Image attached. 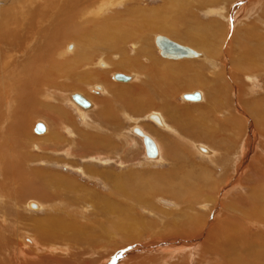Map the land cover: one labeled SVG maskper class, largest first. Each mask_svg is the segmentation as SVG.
Listing matches in <instances>:
<instances>
[{"label":"rangeland","instance_id":"rangeland-1","mask_svg":"<svg viewBox=\"0 0 264 264\" xmlns=\"http://www.w3.org/2000/svg\"><path fill=\"white\" fill-rule=\"evenodd\" d=\"M1 1L5 3L0 5V11L14 10L10 16L4 17L12 27L15 19H17L15 22L21 21L19 13L27 9L34 0H11V2L0 0V3ZM209 2L210 0H123L116 6L106 9L98 18L99 21L108 22L107 24L114 21L116 27L112 42L103 43V49L100 50L96 49V39L90 44L84 36H81L84 35L85 24L81 25L82 30L64 33V36L59 37V41L54 34L51 36L53 39L56 38V44L51 41L55 53H52L50 65L55 61L54 65L60 66L78 58V55L80 60L67 71L66 76L65 73L58 76L60 80L57 81L64 82V88L52 87L48 94L44 90H39L36 94V101L42 105L38 107L51 111L52 114L55 113L59 120H49L40 115H35L36 117L27 115L22 128L23 141L20 139L21 147H18L23 151L17 150L11 153L10 150L4 154L6 161L11 166L16 165L17 169L16 167L14 169L19 176L26 177V180L22 179L20 187L18 186L20 195L0 193V197L2 196V199L4 197L5 200L4 202L1 199L0 208L3 206L1 209L6 215L0 214L1 232L9 231L18 235L16 241L21 245L24 237H26L25 243H28L27 239L31 240V237L40 239L44 232L46 236L53 232L49 236L53 239L50 245L67 250L66 245L72 244L74 247L75 244L73 245L69 240H55L56 232L59 233L63 227L61 224L50 223V227L46 229L43 227L40 231H37L36 225L40 220L57 217L66 220L70 215L73 216L74 222L77 220L76 224L86 226L89 233L94 236L80 246L75 245L76 249L72 250L82 255L78 254L77 258L73 256L70 264H125V262L126 264H264V130L259 127L258 122L260 119L258 111L264 100V65L259 63V66L252 70H245L235 65L238 60L236 53L241 51L242 40L239 37L247 32L246 29L253 25L256 28L254 27L252 32L264 38L262 17L264 0H213L214 3L210 2L211 4ZM35 5V8L44 6V1L38 0ZM25 26L24 24L23 27ZM166 26L168 30L173 28V31L162 30ZM188 34L198 36L200 42L190 44L185 39ZM157 35L166 36L181 45L189 46L200 52L203 57L180 61L164 59L159 55L155 45ZM50 39V37L46 38V40ZM75 43L77 47L72 52H67V46ZM27 46L31 47V44H24L20 49L15 50L16 54L23 57L21 55L29 50ZM62 51L65 53L62 54ZM140 51L143 52L142 57L137 55ZM87 53L90 54L87 56ZM208 57H212L214 60L212 63L218 65L216 69H213V66L210 68L212 73H215L211 76L208 67L203 69L206 74L205 82L210 81L207 88L181 85L186 78L192 76L193 65L197 64L196 69L200 70L198 64H204ZM124 59L133 61V67L118 70L116 64ZM257 59L262 60L261 56ZM80 61L82 64L78 66ZM100 61H105L109 66L100 68L98 66ZM95 73H105L107 78L105 80L86 78L87 75ZM115 73L133 75L135 79L130 83H120L113 79ZM72 75L77 82H82V89L78 90L68 81ZM249 76L255 81H247L245 77ZM213 80L215 84L217 82V88L211 87ZM142 81H146L148 87L146 89L153 88L150 94L158 95L154 100L158 106L147 105L143 108L135 106L138 101H145L150 97L149 94L137 93L134 90L139 85H143ZM171 84L176 86H169ZM96 85L102 86L104 90L96 91L94 89ZM209 86L211 88L208 89ZM115 91H119L118 95ZM193 91L202 93L201 102L190 103L182 100V94ZM76 92L92 102L93 107L89 111L82 110L70 100V94ZM123 99L126 102L131 101L134 106H124ZM104 100L110 105L102 106ZM17 107L11 106L9 109L14 111ZM0 109L9 117L10 114L4 106H0ZM103 112L111 113L105 118L107 121L98 116ZM2 113L0 110V117ZM151 113L159 114L163 118L165 124L163 128L149 120L148 116ZM39 122L44 123L48 129L43 135H37L34 131ZM135 126L142 127L157 141L162 153L159 162L145 160L142 141L132 133ZM252 127L257 137L253 139L252 147H249V156L242 157L239 153L235 157L237 151L241 152L242 144L249 142ZM66 129L70 132H66ZM6 138L7 133L5 140ZM82 145L89 146V150ZM199 145L206 146L213 151V154L210 156L203 154L197 148ZM35 146H39L38 149ZM230 178L234 181L231 186L227 185L229 180L226 181ZM2 179L3 177L0 176L1 182ZM70 182L78 185V188L84 187L88 192L107 199H88L84 195L83 198L75 199V196L65 188L57 189V186L62 187ZM41 188H47L48 193L52 191L51 194H56L54 197L56 200L52 199V203L47 204L43 196L40 197L36 191ZM27 189L31 190V193H28ZM168 189L170 191L173 189L176 193H167ZM9 197L12 199H7ZM17 200L21 203L19 204ZM164 200L176 205L165 206L161 203ZM190 201L193 205L187 209L184 206ZM29 202L37 203L40 209L33 210ZM11 205L13 209L11 208L10 212ZM101 208L106 212L101 213ZM53 209L58 211L49 214ZM184 209L187 210L181 212ZM183 214H188L191 218H200L203 226L199 234L188 238L168 234L172 227L170 225L172 223L168 222L180 219ZM228 215L234 218L235 224L232 227L229 225L232 221L229 224H226V221L224 223ZM112 219L118 221L119 227L115 232L110 231L114 229V223L110 224ZM178 222H182L181 219ZM222 223L232 228L228 229V236L232 239L231 245L226 235L220 233L221 237H217V234L215 236V233H211L216 225ZM140 224L143 225V229L140 228ZM134 226L137 231L131 232ZM52 228L54 231H50ZM153 232L162 235L157 238L153 236ZM210 233L211 239L208 238ZM227 241L228 245L224 248L223 243ZM210 245H212L211 249L208 248ZM47 252L45 255L48 257L65 255L64 252L58 254ZM15 253L17 256V252ZM7 257L10 258V255L1 257V260L12 264ZM16 258L19 262H21L19 259L22 261L26 259L23 254H19ZM61 261L67 262L65 257Z\"/></svg>","mask_w":264,"mask_h":264},{"label":"bare ground","instance_id":"bare-ground-1","mask_svg":"<svg viewBox=\"0 0 264 264\" xmlns=\"http://www.w3.org/2000/svg\"><path fill=\"white\" fill-rule=\"evenodd\" d=\"M7 1V0H6ZM18 1V0H17ZM38 0H34L33 3H31V5L28 6L27 9H25L23 12L19 13V16L21 18L20 22H15L17 19H15L12 22V27H10L8 25V21L5 19L6 17L10 16L11 13L14 12V10L11 12V10L8 11H0V106H4L5 110H8V114L9 117L6 116V114L4 113V111L2 109L1 112L2 116L0 117V176L3 177L2 182L0 181V193H2V195L4 194H12V195H18L20 193V190L18 189V186L20 184V182H22V179L26 180V177L24 176H19L18 173L16 172L17 167L15 165L11 166L7 161H6V156H4L6 151H10L11 153L16 152L17 150H22V149H18V147L20 146L19 141L21 139V135L22 134V128L25 125V118L31 115H40V117H46L49 120H53L55 121L56 119L59 120V117L50 111H47L46 109L42 108V107H38V106H42L41 104H39L36 101V94H38V91L40 90H44L46 94H48L50 92V89L53 87H63L64 82H58L57 80H60V78L58 79V76H61L67 71H69L70 69L73 68L75 63H79V55L78 58L72 60V61H67L63 64L59 65H54V62L52 61L53 65L51 64V56L52 53L55 51V48H52V42H54V45L56 44V38L59 41V37H62V35L64 36V33H72V31H77V30H82V26L85 24V30H84V36L85 39L90 42V44H93V40L96 39V49L100 50L103 49V43H111L112 40L114 39V33L116 31V27L114 26L115 24L114 21L113 22H109L110 24H107L108 22L105 23V21H99L98 18L100 16H102V13L108 9L111 8L112 6H116L117 4L123 2V0H43L44 1V6L35 8V4L37 3ZM205 1V0H204ZM2 2V1H1ZM8 2H11V0H9ZM32 2V1H31ZM210 2L214 3L213 0H210ZM209 2V3H210ZM228 2V1H227ZM5 3V1H4ZM3 2L0 3V5L4 4ZM25 3V2H24ZM211 4V3H210ZM25 5V4H24ZM228 5V4H227ZM24 7V6H23ZM81 8V9H80ZM264 8V7H263ZM16 9V7H15ZM7 10V9H5ZM17 10V9H16ZM20 12V11H19ZM15 14V13H14ZM18 14V13H17ZM15 14V15H17ZM13 15V14H12ZM143 15V14H142ZM18 16V17H19ZM5 17V18H4ZM262 17L264 19V12L262 14ZM17 18V17H16ZM4 19V20H3ZM9 19V18H8ZM11 20V19H9ZM13 20V19H12ZM97 20V21H96ZM114 20V19H112ZM110 21V20H109ZM25 24V28L27 29L25 30V28L23 27V25ZM113 24V25H112ZM118 24V22H117ZM161 24V23H159ZM28 25V26H27ZM82 25V26H81ZM105 25V26H104ZM133 25V24H132ZM163 25V24H161ZM142 26V25H140ZM253 26V25H252ZM249 29H246L247 32H244V34H242L239 38H241L242 42L240 44L241 46V51L238 54V60H236V66H240L241 68H244L245 70H252L254 67H258L259 63L264 65V38L261 37V35L257 34V33H253V28L255 26H253ZM127 27V26H126ZM165 27V26H164ZM168 26H166V28H163L162 30L164 31H173V28H170V30L167 29ZM190 27V26H189ZM202 27V26H201ZM250 27V26H249ZM84 28V27H83ZM130 28V27H129ZM159 28V27H158ZM203 28V27H202ZM256 28V27H255ZM142 29V27H141ZM172 29V30H171ZM113 32H111V31ZM121 30V29H120ZM125 30V29H124ZM157 30V29H156ZM187 30V29H186ZM192 30V29H191ZM198 30V29H197ZM245 30V31H246ZM75 31V32H76ZM129 32V30H126ZM195 31V30H194ZM207 31V30H204ZM255 31V30H254ZM73 32V33H75ZM79 32V31H78ZM136 32V31H135ZM142 32V30L140 31V33ZM198 32V31H197ZM202 32V31H201ZM111 33V34H110ZM118 33V32H116ZM177 33V32H176ZM30 34V35H29ZM53 34L55 35L56 38L53 39ZM184 34V33H183ZM241 34V33H240ZM71 35V34H70ZM76 35V33L74 34ZM114 35V36H113ZM173 35V34H172ZM187 35V34H186ZM202 35V34H201ZM136 36V35H135ZM141 36V35H140ZM47 37H50V40H46ZM83 37V38H84ZM198 37V36H197ZM195 35H191L188 34V37L185 39L187 41L191 43H199L200 40L197 38ZM75 38V37H74ZM76 38H78L76 36ZM75 38V39H76ZM82 38V37H80ZM126 38V37H125ZM129 38V37H128ZM203 38V37H202ZM74 39V40H75ZM132 39V38H131ZM142 39V38H141ZM140 39V40H141ZM179 39V38H178ZM205 39V38H204ZM53 40V41H52ZM80 39H78L79 42ZM115 40H118L115 38ZM120 40V39H119ZM126 40V39H125ZM133 40V39H132ZM52 41V42H51ZM57 41V42H58ZM63 41V40H62ZM82 41V40H81ZM84 41V40H83ZM121 41V40H120ZM139 41V40H138ZM204 41V40H203ZM211 41V40H210ZM236 41V40H235ZM234 41V42H235ZM31 42V43H30ZM75 42V41H73ZM86 42V41H85ZM87 42V43H88ZM93 42V43H92ZM117 42V41H116ZM188 42V44H189ZM205 42V41H204ZM208 42V41H207ZM31 44V47H29V50L27 51V53H24L23 57H20V54H16L15 50L20 49L21 46H23L24 44ZM61 43V42H60ZM83 43V42H82ZM114 43V42H113ZM120 43V42H119ZM77 43L73 44V49H75L77 47L76 45ZM84 44V43H83ZM89 44V43H88ZM107 44V43H106ZM206 44V43H205ZM236 44V43H235ZM70 45V44H69ZM68 45V46H69ZM79 45H81L79 43ZM196 45V44H195ZM234 45V44H233ZM232 45V46H233ZM238 45V44H236ZM67 46V47H68ZM108 46V45H107ZM54 47V46H53ZM56 47V46H55ZM81 47V46H80ZM84 47V46H82ZM118 47V46H117ZM208 47V46H207ZM57 48V47H56ZM206 48V47H205ZM28 49V48H27ZM72 49V50H73ZM79 49V47L77 48ZM81 49V48H80ZM83 49V48H82ZM119 49V48H118ZM67 52H72L69 51L68 49H66ZM85 50V48H84ZM138 50V49H137ZM140 50V49H139ZM193 50V49H192ZM236 50V49H235ZM19 51V50H18ZM80 51V50H78ZM87 51V50H86ZM113 51V50H112ZM122 51V49H121ZM196 51V50H194ZM205 51V50H204ZM233 51V50H232ZM231 51V52H232ZM239 51V50H237ZM84 52V51H82ZM198 52V51H196ZM229 52V51H228ZM55 53V52H54ZM53 53V54H54ZM60 53V52H59ZM65 53L62 51V54ZM77 53V52H76ZM86 53V52H84ZM143 53V52H142ZM140 52H137V55L139 57H142L143 54ZM200 53V52H198ZM230 53V52H229ZM67 54V53H66ZM90 53H87V56ZM231 54V53H230ZM65 55V54H64ZM74 55V54H73ZM127 55V54H126ZM145 55V54H144ZM214 55V54H213ZM212 55V56H213ZM62 56V55H60ZM75 56V55H74ZM73 56V57H74ZM128 56V55H127ZM227 56V55H226ZM261 56L262 60L257 59V57ZM57 57V56H56ZM81 57V56H80ZM201 57L202 54H201ZM201 57H197V58H193V59H198ZM214 57V56H213ZM225 57V56H224ZM223 57V58H224ZM232 57V55H231ZM230 57V58H231ZM235 58V57H234ZM60 59V58H59ZM73 59V58H72ZM78 59V60H77ZM82 59V58H81ZM87 59V58H86ZM84 59L83 61L85 62ZM204 59V58H203ZM69 60V59H68ZM213 58L208 57L204 64L203 63H199L198 66L201 68L200 70L196 69L198 67H196V65H193L194 69L192 68V76L186 78L181 85L184 86H202V87H206L208 86V83L210 82H205L204 77H205V73L203 72V69L205 67H208L210 70V76L212 74V70L210 69L213 66V69H216V66L218 64L216 63H212ZM58 61V60H57ZM63 61V60H62ZM82 61V60H81ZM80 61V64L78 66H80L82 63ZM214 61V60H213ZM103 63L106 65V67L109 66V64H107L105 61H103ZM57 64V63H56ZM60 64V63H59ZM116 64V63H115ZM133 61H127L124 59V61L119 62L118 64H116V68L119 69H129L131 67H133ZM210 64V66H209ZM77 65V64H76ZM135 66V65H134ZM262 66V65H261ZM105 67V68H106ZM191 67V66H190ZM264 67V66H263ZM138 70V68H137ZM174 70V69H173ZM188 70V69H187ZM63 73V74H62ZM144 73V72H143ZM147 73V72H146ZM70 74V73H69ZM208 74V73H207ZM71 75V74H70ZM107 75L105 73H95V74H89L87 75V79L89 80H93V79H103L105 80L107 77ZM149 76V75H148ZM147 77V76H146ZM156 77V76H155ZM161 77V76H160ZM66 78V77H65ZM159 78V77H158ZM151 79V78H150ZM219 79V78H218ZM245 79L247 81L253 82L255 80H253L254 78L249 76V77H245ZM63 80V79H62ZM147 80V79H146ZM253 80V81H252ZM67 81V80H66ZM70 83L72 84L73 87H76L79 89H82L83 85L80 82H77L75 80V76H71V78H69ZM100 81V80H99ZM107 81V80H106ZM151 81V80H150ZM215 80L211 81L212 83V88H217L216 84L214 82ZM143 82V81H142ZM106 83V82H105ZM108 83V82H107ZM106 83V84H107ZM87 84V83H86ZM143 85H139V87H137L136 89H134L137 93H146L149 94V99L145 100V101H141V102H137L135 104V106L139 107L141 106V108L150 105V106H158L157 103L154 101L156 96L158 98V95H154V94H150L151 91H153V88H149L150 90L146 89L147 87V83L146 81L142 83ZM153 84H151L152 86ZM169 86H176L175 84H171ZM113 87V86H112ZM150 87V85H149ZM210 86L208 87L211 88ZM64 88V87H63ZM75 88V89H76ZM115 88V87H113ZM163 88V87H162ZM220 88V87H219ZM218 88V89H219ZM72 89V88H71ZM104 90V89H103ZM118 90V89H116ZM165 90V89H164ZM56 91V90H55ZM127 91V90H126ZM53 91H51L52 93ZM116 93L119 91H115ZM43 93V95L45 94ZM114 93V95L116 94ZM131 90H130V94H131ZM111 94V92H110ZM113 94V93H112ZM123 94H125L123 92ZM158 94V93H157ZM40 95V94H39ZM118 95V93H117ZM113 96V95H112ZM120 96V94H119ZM203 96V95H202ZM53 97V96H52ZM114 97V96H113ZM117 98V97H116ZM156 98V99H157ZM89 99V98H88ZM125 99V98H124ZM123 99V100H124ZM129 99V98H128ZM40 100V99H39ZM126 100V99H125ZM124 100V106H134V104L131 101H125ZM132 100V99H131ZM159 100V99H158ZM203 100V98H202ZM262 100V99H261ZM103 101V100H102ZM103 103V102H102ZM168 103V102H167ZM197 103V102H196ZM106 104H108V106L110 105L109 102H105L102 104V106H106ZM256 104V103H255ZM100 105V104H99ZM11 106H18L16 109H14V111L12 109H9V107ZM261 109L258 111L259 112V117L260 119H258L259 122V127L263 128L264 130V100L261 102L260 104ZM165 107V106H164ZM32 108V109H31ZM140 108V107H139ZM55 109V108H54ZM240 109V108H239ZM12 110V111H11ZM49 110V109H48ZM170 110V109H169ZM171 111V110H170ZM54 112V111H53ZM27 113V114H26ZM257 113V112H256ZM111 114L109 113H105L103 112V114H99L98 116L103 120H105L106 117H108L107 115ZM174 114V113H173ZM159 115V114H158ZM37 116V117H38ZM103 118H102V117ZM160 116V115H159ZM36 117V116H35ZM161 117V116H160ZM175 117V116H174ZM29 119V118H28ZM162 121L163 118L161 117ZM260 120V121H259ZM52 121V122H53ZM107 121V120H105ZM51 122V121H50ZM58 122V121H57ZM60 122V121H59ZM164 122V121H163ZM234 122V121H233ZM54 123V122H53ZM107 123V122H106ZM109 123V121H108ZM115 124V123H114ZM108 126V125H107ZM258 127V128H259ZM106 128V127H105ZM163 128V127H161ZM259 128V129H260ZM236 129V128H235ZM7 133V138L5 140V134ZM203 132V131H202ZM205 133V132H204ZM55 134V133H54ZM250 134V133H249ZM258 134V133H257ZM262 134V133H261ZM51 135V134H50ZM49 135V136H50ZM259 135V134H258ZM54 135H52L53 137ZM257 135H255V131L253 130V127L251 129V136H250V140L247 143L242 144L240 151L235 154V157L237 156V154L241 153L242 157H248L249 156V152H250V148L252 147V142L253 139H256ZM29 138V137H28ZM231 138V137H230ZM46 139V137H45ZM53 139V138H52ZM51 139V140H52ZM22 140V139H21ZM85 140V139H84ZM87 140V139H86ZM248 140V139H247ZM5 141V142H4ZM23 141V140H22ZM28 141V140H27ZM82 141V139H81ZM156 141V140H155ZM46 142V141H45ZM21 143V142H20ZM48 143V142H47ZM157 143V141H156ZM60 144V143H59ZM143 144V143H142ZM230 144V143H229ZM22 145V144H21ZM44 145V144H43ZM55 146V145H54ZM84 146L85 149L89 150V146L87 145H82ZM158 149H159V157L157 159H148L146 154H145V149H144V158L146 161H156L159 162L158 160H161L162 156H161V149L159 147V144L157 143ZM21 147V146H20ZM36 149H38L37 146H35ZM80 147V145H79ZM144 147V145H143ZM250 147V148H249ZM52 148V147H51ZM55 148V147H54ZM81 148V147H80ZM199 150V146L197 147ZM50 149V148H49ZM23 151V150H22ZM70 151V150H69ZM72 151V150H71ZM83 151V150H82ZM200 151V150H199ZM210 151V150H209ZM201 152V151H200ZM10 153V152H9ZM8 153V154H9ZM22 153V152H21ZM26 152H24L25 154ZM213 152L210 151V153L206 154L207 156L212 155ZM231 154V153H230ZM72 155V154H71ZM13 156V155H11ZM21 156V155H20ZM23 156V155H22ZM8 157V156H7ZM14 157V156H13ZM234 157V156H233ZM240 157V156H239ZM25 158V156H24ZM45 158V157H44ZM16 159V158H15ZM229 159V158H228ZM232 159V158H231ZM21 160V159H20ZM101 160V159H100ZM218 160V159H217ZM9 161V160H8ZM11 161V160H10ZM14 162V161H13ZM17 162V161H16ZM19 162V159H18ZM214 162V161H213ZM230 162V161H229ZM20 163H22V161H20ZM50 164V163H49ZM25 166V165H24ZM15 168V169H14ZM223 168V167H222ZM226 168V167H225ZM24 170V169H23ZM22 170V171H23ZM49 170V169H48ZM229 170V169H228ZM227 170V171H228ZM24 172V171H23ZM52 172V171H51ZM253 172V171H252ZM25 173V172H24ZM27 173V172H26ZM38 173V172H37ZM53 173V172H52ZM227 173V172H226ZM256 173V172H255ZM21 174V172H20ZM39 174V173H38ZM54 174V173H53ZM261 174V173H260ZM47 175V174H46ZM28 176V175H27ZM34 176V173H33ZM38 176V175H37ZM45 176V175H44ZM264 176V175H263ZM41 177V175H40ZM47 177V176H46ZM51 176H48V178ZM61 177V176H60ZM31 178V177H29ZM38 178V177H37ZM47 178V179H48ZM58 178V177H57ZM231 179V180H230ZM230 179H226V181L229 180V182H227V185L230 184L233 185L234 181L233 178ZM258 179V177H257ZM262 179V177L260 178ZM33 180V179H32ZM36 179H34L33 181H35ZM45 180V179H44ZM58 180V179H57ZM66 181V179H64ZM245 180V179H244ZM42 181V180H40ZM38 182V181H37ZM46 182V181H45ZM62 182V181H61ZM29 183V182H28ZM31 183V182H30ZM68 183V182H67ZM246 183V182H245ZM249 184V183H248ZM59 185V183H58ZM236 185V184H235ZM43 186V184H42ZM54 186V185H53ZM119 186V183H118ZM20 187V186H19ZM37 187V186H36ZM41 187V186H40ZM39 187V188H40ZM76 184H72L71 182L69 184H65L64 186L62 185V187L57 186V189L60 188H65L67 191L70 192V194L72 193V195L75 196V199H80L83 195L85 198H98L101 200H105L107 198H100L99 195H96L95 193H90L87 191V189H85L84 187H80ZM115 187V186H114ZM30 188V187H29ZM28 188V189H29ZM54 188H56L54 186ZM117 188V187H116ZM27 189V190H28ZM38 189V188H37ZM47 189V188H46ZM45 188H41L40 190H36L38 191V193L40 194V197L43 196L44 200L50 203L51 201H53L52 199H54V201L56 200L54 197L56 196V194H51L46 190ZM50 189V188H49ZM186 189V188H185ZM32 190V188H31ZM31 190H28V193H31ZM54 190V189H53ZM62 190V189H61ZM115 190V189H114ZM117 190V189H116ZM121 190V189H120ZM181 190V189H179ZM25 191V190H24ZM57 191V190H56ZM65 191V190H64ZM151 191V189H150ZM175 190L168 189L166 190L167 193H176L174 192ZM27 192V191H26ZM59 192V191H58ZM57 192V193H58ZM155 192V191H154ZM187 192V191H186ZM4 193V194H3ZM61 193V192H60ZM59 193V194H60ZM67 193V192H64ZM84 193V194H83ZM133 194V193H132ZM185 194V193H184ZM183 194V195H184ZM20 195V194H19ZM25 195V194H23ZM22 195V196H23ZM30 195V194H29ZM33 195V193H32ZM67 195V194H66ZM194 195V194H193ZM197 195V194H196ZM9 196V195H8ZM6 196V197H8ZM36 196V195H34ZM64 196V195H63ZM195 196V195H194ZM66 197V196H64ZM73 197V196H72ZM254 197V196H253ZM25 198V196H24ZM29 198V197H28ZM83 198V197H82ZM192 198V197H191ZM2 199V196L0 197V200ZM4 199V197H3ZM2 199V200H3ZM7 199H12V198H7ZM68 199V198H67ZM195 199V198H194ZM2 200L0 202H2ZM19 200V199H18ZM17 200V201H18ZM20 200H22L20 198ZM24 200V199H23ZM27 200V198H26ZM68 200H71L68 199ZM5 202V200H3ZM14 201V200H13ZM74 201V200H73ZM83 201V200H81ZM96 201V199H95ZM182 201V200H181ZM194 201V200H193ZM242 201V200H241ZM8 202V201H7ZM11 203V201H9ZM8 202V203H9ZM72 202V201H71ZM146 202V201H144ZM192 201H190V203H187L184 207H186L187 209H189L193 204L191 203ZM243 202V201H242ZM245 202V201H244ZM248 202V199H247ZM245 202V203H247ZM14 203V202H13ZM18 203L20 204L21 201H18ZM52 203V202H51ZM56 203V202H55ZM75 203V202H74ZM175 203V202H174ZM31 202H29V206H30ZM62 204V202H61ZM136 204V203H135ZM51 206V204H49ZM176 205V204H174ZM173 205V206H174ZM247 205V204H246ZM249 205V204H248ZM247 205V206H248ZM64 206V205H63ZM75 206V205H74ZM144 206V205H143ZM215 206V205H214ZM257 206V205H256ZM3 207V206H2ZM1 207V208H2ZM5 207V206H4ZM10 207V206H9ZM55 207V204L54 206ZM145 207V206H144ZM0 208V209H1ZM6 208V207H5ZM11 207L9 208V211L11 212ZM19 208V207H17ZM50 208V207H49ZM57 208V207H56ZM59 208V207H58ZM249 208V207H248ZM253 208V207H252ZM11 209V210H10ZM40 209V208H38ZM182 210L181 212H184L185 210ZM100 210V209H99ZM58 209H53L50 211L49 214L53 213V212H57ZM253 211V210H252ZM263 211V209H262ZM3 209L0 210V214L5 215V213H3ZM16 212V211H15ZM18 212V211H17ZM62 212V211H61ZM101 213H105L106 210L102 209L100 210ZM113 213V211H112ZM255 213V212H254ZM253 213V214H254ZM262 213V212H261ZM260 214V213H259ZM9 215V214H8ZM15 215V214H14ZM72 215H74L72 213ZM128 216H130L129 214H126ZM185 215V214H183ZM180 218L182 222H178L180 221V219H176V221H171L168 223H172L170 225H172V227H170L171 232L168 233L169 235L173 234L176 237H181V238H188L191 235H197L201 232L202 229V224L200 223V218H191L190 216H188V214H186L185 216H183ZM6 216V215H5ZM16 216V215H15ZM19 216V215H18ZM229 216V215H228ZM262 216V215H261ZM3 217V216H2ZM30 217V216H29ZM259 217V216H258ZM24 218V217H23ZM45 218V217H44ZM73 216L67 217L66 220L62 219L61 217H57V218H53V219H48V220H43V221H39L37 222L36 225V229L37 231H40L41 228H48L50 227V223H58L61 224V226H63L60 230V232H56L57 233V237H55V240H63V241H71L73 243V245H82L81 243H83L84 241L89 240V238H94V236L92 234L89 233V230L86 226H79L77 223V220L74 222V219H72ZM264 218V217H263ZM21 219V218H20ZM29 219V218H28ZM225 219V218H224ZM234 218L232 216L227 217L226 220H224V223L226 221V224H229L231 221V223L229 224L231 227L235 224L234 223ZM7 220V219H6ZM23 220V219H22ZM199 220V221H198ZM260 220V219H258ZM117 220L112 219L111 223H114V229H111L110 231H117V228L119 227L117 225ZM16 223V222H15ZM19 223V221H18ZM24 223V222H23ZM35 223V222H34ZM199 223L201 225H199ZM222 224H218L216 225L215 229L211 230V233H215L214 235L216 236V234L218 235L217 237H221L219 234L222 233V235H226V238H228V241L230 242L231 245V238H229L228 236V229H232L230 228V226L228 225H223ZM12 224V223H10ZM14 224V223H13ZM135 224V223H134ZM20 225V224H19ZM149 225V224H148ZM5 226V225H4ZM7 226V225H6ZM110 226V225H109ZM146 225L144 224V227ZM21 227V226H20ZM24 227V226H23ZM121 228V227H120ZM140 228L143 229V225L140 224ZM81 229V230H79ZM122 229V228H121ZM131 232L133 231H137L136 227H132L131 228ZM17 230V229H15ZM50 231H54V229H50ZM44 232V231H42ZM106 232V230H105ZM15 233V232H14ZM17 233V232H16ZM45 233V232H44ZM40 236L39 238H34L31 237L32 239L30 240L27 239L28 243H25V239L26 237L23 238V243L22 245L20 243H18V235L13 234V232H1L0 231V264H7L6 262H4V260H1V257L5 258L6 255H10V258L7 257L8 259L11 260L12 264H70L72 263V261L70 259H73L75 256L77 258V255L81 253L74 251L75 245L74 247L71 245H66L68 246L67 250L66 248H61V247H56V246H51L50 244H52L53 239H50L49 236L50 234L52 235L53 232H51L50 234H48L46 236V234H44ZM110 232H108L109 234ZM211 233L209 234V239H211ZM116 234V233H113ZM154 237H157L162 235V234H158V232H153L152 233ZM165 235L167 233H164ZM103 235V234H101ZM110 235V234H109ZM20 236V235H19ZM96 236V235H95ZM152 236V237H153ZM103 237V236H102ZM106 237V236H105ZM109 237V236H108ZM115 237V236H114ZM213 237V236H212ZM192 238V237H191ZM21 240V239H20ZM235 240V239H234ZM93 241V240H90ZM228 241L224 244L223 243V247L225 248L228 244ZM236 243V241H235ZM95 244V243H94ZM233 244V243H232ZM22 248H21V246ZM27 245V246H26ZM208 245V244H207ZM211 246H208V248L211 249ZM32 247V248H30ZM234 247V246H233ZM71 248V251H70ZM74 248V250H72ZM213 248V247H212ZM224 248L219 250H224ZM107 249V248H106ZM218 249V248H217ZM234 249V248H233ZM231 250V249H229ZM54 252L55 254L58 253H65V255H62L66 258L67 262H62V258L64 257H59V256H55V257H48L46 256V252ZM227 251V249H226ZM17 252V256H19V254H23L26 259H24L22 261V259H19L21 262L18 261V259L16 258L17 256L15 255ZM48 253V252H47ZM104 254V252H103ZM105 255V254H104ZM103 256V255H102ZM80 257V256H79ZM78 257V258H79ZM20 258V257H18ZM82 258V256L80 257ZM103 258V257H102ZM106 258V257H105ZM107 259V258H106ZM104 259V260H106ZM103 260V261H104ZM137 260V259H136ZM74 261V260H73ZM102 261V259H101ZM132 261V260H131ZM77 262V261H76ZM229 263V262H228ZM126 264V262H125Z\"/></svg>","mask_w":264,"mask_h":264},{"label":"water","instance_id":"water-1","mask_svg":"<svg viewBox=\"0 0 264 264\" xmlns=\"http://www.w3.org/2000/svg\"><path fill=\"white\" fill-rule=\"evenodd\" d=\"M155 45L158 49L159 55L164 58V59H169L173 61H180V60H186V59H193L197 57H201V53H198L189 46H184L181 45L171 39H169L166 36L163 35H157L155 38ZM67 49L71 51L73 49V44H70ZM98 66L100 68H105L106 65L103 63V61H100L98 63ZM113 79L117 82L120 83H130L132 82L135 77L133 75H126L123 73H115L113 75ZM94 89L98 92L103 91V87L100 85L94 86ZM70 100L79 108H81L84 111H89L92 107L93 104L92 102L85 96H83L80 93H72L70 94ZM182 100L190 103H196V102H201L202 101V93L200 91H193L192 93H184L181 95ZM149 120L152 121L155 125L159 127H164L165 124L162 121L161 117L156 114V113H151L148 116ZM47 126L39 122L37 123L34 131L37 135H43L47 132ZM66 132H70L69 129H66ZM132 133L137 136L139 139H141L144 149H145V154L148 159H157L159 157V149L157 146V143L153 136H151L149 133H147L142 127L140 126H135L132 129ZM199 150L203 154H208L210 153L209 149L206 146L199 145ZM162 201V200H161ZM165 206L168 207H173L171 204V201L164 200L161 202ZM30 207L33 210H38L39 205L35 202H32L30 204Z\"/></svg>","mask_w":264,"mask_h":264},{"label":"crops","instance_id":"crops-1","mask_svg":"<svg viewBox=\"0 0 264 264\" xmlns=\"http://www.w3.org/2000/svg\"><path fill=\"white\" fill-rule=\"evenodd\" d=\"M211 151V150H210ZM211 152H213V151H211ZM112 260H114V258H112Z\"/></svg>","mask_w":264,"mask_h":264}]
</instances>
